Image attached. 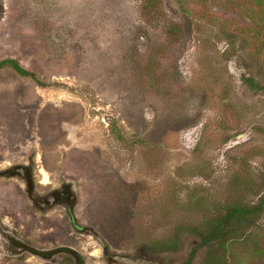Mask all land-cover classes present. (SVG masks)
Listing matches in <instances>:
<instances>
[{"label":"rangeland","instance_id":"1","mask_svg":"<svg viewBox=\"0 0 264 264\" xmlns=\"http://www.w3.org/2000/svg\"><path fill=\"white\" fill-rule=\"evenodd\" d=\"M4 58L45 86L0 70V231L81 264H264V213L226 250L198 234L264 194V0H0ZM61 183L85 235L39 210ZM23 257L0 242L63 264Z\"/></svg>","mask_w":264,"mask_h":264},{"label":"trees","instance_id":"2","mask_svg":"<svg viewBox=\"0 0 264 264\" xmlns=\"http://www.w3.org/2000/svg\"><path fill=\"white\" fill-rule=\"evenodd\" d=\"M4 67L12 69L16 74L23 78H28L37 86H45L44 81L33 71L24 68L17 60L13 58H4L0 60V70ZM249 80V79H246ZM251 84V81L249 82ZM255 86V85H254ZM264 213V194H261L254 203H242L241 201H230L218 211L212 220L204 225L205 230L199 232V239L202 246H210L215 243L218 247L225 249L227 241L241 236L236 233L240 230L243 233L259 220ZM230 235H233L232 238ZM237 238V239H238Z\"/></svg>","mask_w":264,"mask_h":264},{"label":"flooded vegetation","instance_id":"3","mask_svg":"<svg viewBox=\"0 0 264 264\" xmlns=\"http://www.w3.org/2000/svg\"><path fill=\"white\" fill-rule=\"evenodd\" d=\"M21 169L23 170L24 174L25 166H23ZM26 180H28V177ZM36 182L40 183L41 181L37 180ZM49 194L54 198L53 203H49L47 198L41 199L42 203L40 204L39 210H44L52 205L63 207V209L66 211L65 218L68 219L71 227L73 228L71 232L83 233V235H85V230L80 228L71 214L72 206H74L73 192L65 187V183H61V185L58 184L52 186ZM0 239L3 250L10 257H14V259L18 262H23L26 259L23 257L24 253H28L31 257H38L42 258L43 260L54 258L56 260H60V262L63 264H81L78 249H75L74 244H62L59 247H54L55 245H52L51 247L47 248L36 247L32 242L22 238L21 235L12 230L0 231Z\"/></svg>","mask_w":264,"mask_h":264}]
</instances>
